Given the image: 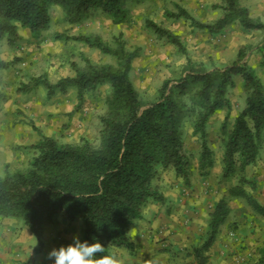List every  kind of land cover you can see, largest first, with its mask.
<instances>
[{"label":"rangeland","instance_id":"374dc122","mask_svg":"<svg viewBox=\"0 0 264 264\" xmlns=\"http://www.w3.org/2000/svg\"><path fill=\"white\" fill-rule=\"evenodd\" d=\"M224 5L225 0H124L126 18L119 23L101 10H93L72 23L62 7L54 6L45 30L37 33L20 28L21 38L15 44L3 39L0 57L15 63L0 70V175L6 170L26 169L35 152L33 145L44 136L63 143L78 144L87 140L99 144L101 118L109 109L110 84L86 93L78 111H75L78 103L75 88L57 90L50 96L42 85L23 91V85H32L36 77L44 75L56 83L63 77L77 75V70L86 68L89 62L98 66L123 65L118 55L90 47L79 39L82 36L100 37L110 47L134 54L129 76L145 106L159 98V90L166 80L177 81L190 71L224 69L238 59L240 52L264 87V29H247L237 17L222 30L211 31L191 24L184 17L172 16L183 8L197 21L214 24L224 14ZM238 6L248 9L253 23H264V0H238ZM148 21L178 35L187 55L159 36ZM234 83L227 92L229 107L218 109L205 126L210 153L204 162L203 140L195 130L201 111L196 89L179 98L181 136L190 163L189 184L172 169L160 170L157 184L164 196L165 192H171L172 196L179 195V199L173 204L165 196L163 202L151 201L144 208L205 209V214L197 219L203 223L185 225L176 233L178 238L174 236L173 243L167 242L170 235L164 237L158 232L153 236L149 227L132 231L130 239L134 247L114 248L111 252L117 264H264V254L258 249L251 248L253 253L247 258L238 255L249 248H244L237 233L239 220L228 222V213L223 223L214 225V213L220 205L225 209H253L247 198L231 195L235 187L244 189L264 205V128L256 161L244 169L238 163L235 173L228 178L223 176L227 131L234 127L247 98L240 75L234 77ZM255 212L251 216L258 215L257 219L264 222V216ZM143 230L150 232L147 239ZM75 234L82 240L81 221L70 222L64 215L57 216L45 231L42 244L37 240L35 250L43 256L41 264H54V259H47L48 253L72 243ZM175 245L178 248L174 249ZM151 250L161 254L160 258H150Z\"/></svg>","mask_w":264,"mask_h":264},{"label":"trees","instance_id":"16d2710c","mask_svg":"<svg viewBox=\"0 0 264 264\" xmlns=\"http://www.w3.org/2000/svg\"><path fill=\"white\" fill-rule=\"evenodd\" d=\"M54 6L62 7L72 23L93 10H101L119 23L125 20L127 11L124 0H0V42L7 39L15 44L21 38L20 28L37 33L45 30ZM223 8L224 14L214 24L197 21L183 8L172 16L184 17L211 31L222 30L237 17L247 29H264V23L250 20L248 9L240 8L238 0H225ZM148 25L187 55L178 35L154 21H148ZM79 39L104 53L118 55L123 65L98 66L89 62L86 68L77 70V75L63 77L56 83L44 75L36 77L32 85H23V91L42 85L50 96L57 90L75 88L78 111L86 93L110 84L112 92L107 99L108 112L101 118L100 142L71 144L44 136L33 145L35 152L26 169L6 170L0 175V217L22 221L40 244L57 216L64 215L70 222L80 220L82 241L99 240L105 247L99 255L111 256L113 247H134L128 230L142 219L146 205L166 200L157 184L160 170L172 169L189 184L190 163L181 136L179 98L196 89L201 111L195 130L203 140L204 162L210 153L205 126L218 109L229 107L228 89L234 86L235 76L242 77L246 106L225 140L223 176L228 178L235 173L238 163L244 169L257 159L264 128V87L240 52L238 59L224 69L190 71L177 81L166 80L159 98L145 106L129 76L134 54L110 47L100 37ZM14 63L0 57V70ZM230 193L247 198L253 209L264 216V205L244 189L235 187ZM222 208L220 205L215 210V226L223 223L230 212Z\"/></svg>","mask_w":264,"mask_h":264},{"label":"crops","instance_id":"0c3cea01","mask_svg":"<svg viewBox=\"0 0 264 264\" xmlns=\"http://www.w3.org/2000/svg\"><path fill=\"white\" fill-rule=\"evenodd\" d=\"M264 195V193H263ZM165 196L168 199L167 202L178 201L179 195H173L171 192H165ZM264 203V199L262 200ZM178 207V205H176ZM175 207V208H177ZM205 209H144L142 219L135 222L128 230V236L132 231H136L139 228L146 229L152 228L151 232L156 235L158 232L164 234L167 237V242L173 243L176 233L186 226L192 224L203 223L200 222L198 217L204 215ZM230 215L228 222L232 220L240 221L238 235L243 241L244 248L243 257H250L253 251L261 252L264 254V222L258 220V215L254 209H230ZM264 219V218H263ZM261 224V226H256ZM144 239H147L150 232L143 230ZM131 240V239H130ZM132 241V240H131ZM134 243V241H132ZM135 244V243H134ZM150 247H153L152 245ZM37 238L33 236L31 231L20 220L13 218L0 217V264H41L44 262L43 256L37 254ZM116 248L113 247L112 250ZM122 248V247H121ZM178 248L175 245L174 249ZM251 248L254 249L251 251ZM111 250V252H112ZM151 257L160 258L161 254L156 255L158 252L151 250ZM155 255V256H154Z\"/></svg>","mask_w":264,"mask_h":264},{"label":"clouds","instance_id":"9594fccd","mask_svg":"<svg viewBox=\"0 0 264 264\" xmlns=\"http://www.w3.org/2000/svg\"><path fill=\"white\" fill-rule=\"evenodd\" d=\"M104 251L105 247L99 240L89 243L75 234L72 243L53 248L47 259H54V264H117L113 256L99 255Z\"/></svg>","mask_w":264,"mask_h":264}]
</instances>
